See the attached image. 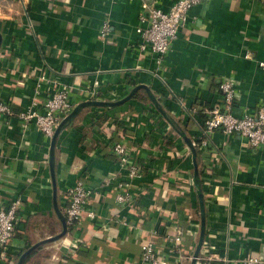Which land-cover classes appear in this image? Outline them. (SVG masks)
<instances>
[{
	"label": "crops",
	"instance_id": "1",
	"mask_svg": "<svg viewBox=\"0 0 264 264\" xmlns=\"http://www.w3.org/2000/svg\"><path fill=\"white\" fill-rule=\"evenodd\" d=\"M145 1L0 0V97L19 110L28 103L43 73L71 85L76 104L96 94L116 100L145 83L181 120L190 137L206 116L202 108L219 96L224 78L234 76L238 81L237 115L264 101V0H206L194 5L164 59L162 70L169 71L162 80L152 73L157 67L153 56L137 49L139 14ZM147 1L169 10L177 0ZM106 19L111 31L102 38ZM20 80L24 84L17 83ZM193 104L200 108L196 114L189 109ZM131 108L136 110L125 140L139 152L146 189L135 204L122 206L115 199L116 181H103L110 174L122 177L115 157L107 152L113 151L111 133L125 130L126 124H119L116 117L127 116ZM50 143L35 126L22 134L18 122L7 124L0 117V204L20 195L24 217L36 214L61 223L53 207L49 163H43ZM210 146L211 152L200 158L202 171L210 177L204 183L205 240L228 259L216 264H244L247 254L264 250V149L251 148L238 134L228 136L220 130L212 134ZM187 148L153 103L131 99L119 107L86 109L57 142L59 204L61 193L83 176L99 192L88 204L97 217H84L75 229H82L84 239L68 232L39 248L41 256L32 264H134L141 253L139 233L148 238L156 231L172 236L179 227L185 230L182 251L193 253L200 232L196 187H190L187 197L174 191L172 204L160 198L162 190L156 188L164 174L165 184L174 190L189 182L192 154L185 152L181 159L172 160L166 153ZM25 229L24 223L16 233L15 252L20 251L18 244L32 245L27 233H22ZM35 237L37 241L46 238L39 232ZM158 239L162 244L164 238ZM181 262L191 264V259L182 254Z\"/></svg>",
	"mask_w": 264,
	"mask_h": 264
},
{
	"label": "built area",
	"instance_id": "2",
	"mask_svg": "<svg viewBox=\"0 0 264 264\" xmlns=\"http://www.w3.org/2000/svg\"><path fill=\"white\" fill-rule=\"evenodd\" d=\"M203 1L206 0H177L169 10L162 9L153 1L146 0L143 3L137 27V32L141 37L137 49L141 53L153 56L157 67L152 70V73L161 80L165 78L162 74L169 71L162 70L165 68L164 59L179 32L185 28L190 9ZM110 31L111 24L106 19L101 28V37L106 38ZM261 66L264 68V63H261ZM27 75L28 73H24V77ZM17 83L22 85L24 80L17 81ZM218 88L217 99L211 106L202 108L206 116L201 127L192 137L194 145L201 152L200 157L211 152L210 138L218 130L228 136L238 134L251 148L264 149V101L251 111L248 109L242 115H237L234 112L240 96L237 79L234 76L224 78L220 81ZM88 99L101 98H97L96 94ZM75 105L72 86L61 81L60 78H51L43 73L39 76L28 103L21 104L19 110H16L11 102L0 97V117L7 124L12 125L18 122L22 134H27L28 130L35 126L39 132L51 139L60 120L71 112ZM189 109L196 114L200 108L193 104ZM112 149L117 164L122 170V177L116 178L115 174H110L104 178L103 183L110 184L115 180L113 189H115L116 202L122 206H131L146 189V184L142 182L145 177L144 164L137 148L129 146L126 140L113 142ZM185 152L191 154L189 148L186 151L167 150L166 153L172 160H178L185 155ZM48 159L49 153L47 152L43 158L46 166ZM183 170L187 173L186 169ZM188 180L193 183V175L188 177ZM203 180L208 184L209 175L204 173ZM98 195L99 192L92 189L83 176L62 192L60 207L65 214L68 227L73 226L77 229L84 217L91 220L96 219L97 211L94 208L89 209L88 204ZM22 204L23 198L20 195L13 197L7 204H0V264H9L20 252H15L12 243L16 233L21 231L22 224H24ZM157 233L156 231V235L152 234L142 242L140 256L135 259L134 264H172L171 260L174 256L178 257L175 264H182L184 228L179 227L172 236L168 234L164 237ZM158 238H164L162 244L161 239ZM192 256L193 253L188 256L189 259H192ZM216 260L226 263L228 259L225 254L217 251L214 244L205 240L198 257V264H214ZM242 262L244 264H264V250L263 253L250 252L242 258Z\"/></svg>",
	"mask_w": 264,
	"mask_h": 264
},
{
	"label": "water",
	"instance_id": "3",
	"mask_svg": "<svg viewBox=\"0 0 264 264\" xmlns=\"http://www.w3.org/2000/svg\"><path fill=\"white\" fill-rule=\"evenodd\" d=\"M2 44V34L0 32V47ZM141 89H144L149 95L152 103L163 116V118L169 123L173 130L184 140L187 147L190 149L192 154V165H193V184L196 187V192L198 195L199 208H200V232L198 236V241L193 252L191 259V264H198V257L201 252L202 245L206 238L207 233V218H206V206H205V194L202 187L201 172H200V158L199 152L194 145L193 139L189 136L187 131L181 126L179 121L164 107L160 99L153 92L152 88L145 83L136 84L126 95L123 97L111 100V99H86L78 102L74 108L65 117H63L59 124L57 125L55 132L51 138L50 150H49V169L52 178V189H53V207L54 210L61 221L62 229L60 232L48 236L44 239L37 241L28 247L17 259L16 264H24L26 258L35 250L41 248L42 246L49 244L51 242H56L64 238L69 231L68 223L63 210L59 204V189L57 182V172H56V147L60 134L67 126H69L83 110L90 106H100V107H114L122 105L127 101L131 100L134 95Z\"/></svg>",
	"mask_w": 264,
	"mask_h": 264
},
{
	"label": "trees",
	"instance_id": "4",
	"mask_svg": "<svg viewBox=\"0 0 264 264\" xmlns=\"http://www.w3.org/2000/svg\"><path fill=\"white\" fill-rule=\"evenodd\" d=\"M133 99H139V100H141V101H143L145 103H147V102L152 103L149 95L147 94V92L144 89L139 90L134 95L132 100ZM119 106H121V105L114 106V107H119ZM92 107H100V106H90V107L85 108L83 110V112L80 113L78 115V117L73 121V123H77L80 120V118L83 116L84 111L86 109H89V108H92ZM103 108L104 109H108L110 107H103ZM135 110L136 109L131 108V112H129V114L127 116L116 117L119 124H121V125H125L126 124L124 126L125 130H123L122 132H120V131L112 132L111 136H110L111 141L115 142L117 140H125V136L127 134V129H128V126L132 124V120H133L132 116L135 113ZM178 121L182 125L181 120H178ZM98 125H99V123H98ZM183 128L187 131V128L184 125H183ZM191 137H193V136L191 135ZM197 150L199 152V158H201L200 157V155H201L200 153L201 152H200L199 149H197ZM107 153H108L107 154L108 156L115 157V159H116V156H114V154H113L114 152L113 151H112V154L110 152H107ZM201 163H202V161L200 160L201 181H202L203 191H205L206 187L204 185L205 182L203 180L204 172L202 171L203 164H201ZM144 168H145V166H144ZM144 171H145V169H144ZM192 172H193V167H192ZM158 176L162 177L163 175L161 176V174H158ZM158 176L156 178L159 180ZM164 176H165V174H164ZM164 176H163V178H160L161 181H159V182L156 179V181L158 182V186H159V187H156V188L162 190L161 192H158V196L160 198L163 197L164 200H166V202H168V204H172V200L174 198V195H173L174 191L176 192V195H182V196L187 197V195L189 194L190 187L194 185L192 182L189 181L190 183L189 182L188 183H184V184L181 185V187L179 185H178V187L175 186L176 189L174 190V189H171L169 187V185L165 184L166 183L165 181L167 180V177L166 176L164 177ZM139 209H140V211L142 210V208H139ZM142 211H144V209ZM197 213L200 215L199 204L197 206ZM23 221H24V223L26 225V229L24 230L25 232L22 231V233H27V236H28L29 241H30L31 244H34L37 241V239L35 237V233L36 232H39V233L41 232V237H44V236L46 237L49 234H56V233L60 232L61 229H62V225H61V223L58 220H49V219L46 220L45 217L43 218V217H41L39 215L36 216V214H32L29 217L25 216ZM142 223H145V222H143V218H142ZM143 225L144 224H141V226H143ZM68 232L69 233L75 232L74 234H76V236L79 237V239H84L83 238L84 235L82 233V229L80 231H77V230H75V228L73 226H70ZM138 235L139 236H137V239L139 240L140 244H142V242H144L148 238V236L143 235V233H139ZM18 245H19L18 247L20 248V252H18V254L16 256H14V258L9 262V264H16L17 259L19 258V256L28 248V247H26V246H24L22 244H18ZM183 253L186 256H189V253H187V251L186 252L183 251ZM40 256H41V249H37L34 252H32L26 258L24 264H32L35 260L40 258ZM216 263H218V262H216Z\"/></svg>",
	"mask_w": 264,
	"mask_h": 264
},
{
	"label": "rangeland",
	"instance_id": "5",
	"mask_svg": "<svg viewBox=\"0 0 264 264\" xmlns=\"http://www.w3.org/2000/svg\"><path fill=\"white\" fill-rule=\"evenodd\" d=\"M48 229V228H47ZM40 237H41V232L39 233ZM45 237V236H44Z\"/></svg>",
	"mask_w": 264,
	"mask_h": 264
}]
</instances>
